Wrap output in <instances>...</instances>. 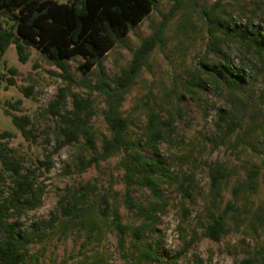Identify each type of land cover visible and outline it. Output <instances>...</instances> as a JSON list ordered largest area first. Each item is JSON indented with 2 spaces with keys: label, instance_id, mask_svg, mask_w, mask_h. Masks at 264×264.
I'll use <instances>...</instances> for the list:
<instances>
[{
  "label": "rangeland",
  "instance_id": "374dc122",
  "mask_svg": "<svg viewBox=\"0 0 264 264\" xmlns=\"http://www.w3.org/2000/svg\"><path fill=\"white\" fill-rule=\"evenodd\" d=\"M171 10L163 45L146 57L120 109L129 121L131 140L144 138L150 110L169 120L173 128L159 144L155 157L169 168L173 181H157L161 209L153 222L125 206L119 164L124 154L80 173L77 156L89 155L83 140L57 148L61 124L49 105L67 87L60 71L32 48L26 49L25 63L18 61L13 46L3 56L0 72L11 77L15 85H0V147L23 172L33 171L38 198L34 208L12 216L10 222L22 230H32L34 223L57 217L53 228L30 245L26 264H198L195 259L201 264H237L264 243V52L240 40L233 28L252 25L264 31V0H155L151 13L103 54L104 74L118 76L140 41L150 36ZM83 63L80 57L65 61L73 80L68 89L91 101L94 115L90 125L99 147L102 136L108 135L103 98L93 89L100 74L96 66L89 71L80 68ZM224 67L242 71L244 83L225 84L216 78L215 73ZM9 68L15 70L13 76L7 73ZM20 89H31L30 96ZM67 93L61 114L72 110ZM17 102L14 111L11 105ZM222 111L241 120L230 136L223 125L217 127ZM7 113L29 117L33 141L22 137ZM4 133L9 136L1 138ZM142 153L151 156L147 150ZM217 164L223 166L226 178L213 193L208 170ZM250 171L256 172L252 178L255 189L241 190L234 196L233 188L246 183ZM187 181L190 199L179 190V184ZM82 191L88 192L87 202L93 203L84 226L61 216L58 208L59 202ZM129 194L133 203L143 208L156 201L147 189L136 185L130 187ZM102 195L126 227L121 237L111 223L112 215L102 217L98 212ZM228 201L234 202L237 211L235 217L228 214L225 235L218 242L201 237L206 210L213 207L220 212ZM134 229L141 231V238L133 236ZM146 251L159 262L150 261Z\"/></svg>",
  "mask_w": 264,
  "mask_h": 264
},
{
  "label": "trees",
  "instance_id": "16d2710c",
  "mask_svg": "<svg viewBox=\"0 0 264 264\" xmlns=\"http://www.w3.org/2000/svg\"><path fill=\"white\" fill-rule=\"evenodd\" d=\"M154 4L155 0H0V62L9 47L13 46L18 61L25 63L26 49L32 48L43 54L67 82L66 89H61L56 100L49 105L52 114L59 117L61 124V142L57 148L76 143L80 138L83 140L89 155L77 156L80 173L111 157L124 154L119 164L123 171L125 206L128 210L136 209L144 220L150 222L155 220L156 213L161 209L157 181H173L169 168L155 158L159 144L167 140L173 128L169 120L162 119L158 112L150 110L144 126V138L131 140L128 137L129 121L120 109L146 57L156 46L163 45V31L174 10L163 15L162 21L156 25L151 35L140 41L129 64L120 70L118 76H106L100 59L126 37L131 27L140 24L151 13ZM233 28L240 40L247 42L257 51L264 52V38L260 35V28H254L252 25ZM73 57L84 60L80 68L89 71L96 66L100 74L93 89L103 98L102 116L108 135L102 136L99 147H96L95 135L90 125L94 115L91 101L68 89L73 80L65 61ZM7 73L13 76L16 72L9 68ZM215 76L225 84H243L246 78L242 71H230L225 67L219 69ZM2 82L10 86L15 85L11 77L6 78L0 72V85ZM66 90L71 98L72 110L61 114L60 107L65 101ZM20 91L26 97L30 96L31 89ZM18 104L19 102L11 105L14 111L17 110ZM7 115L25 140H34L32 123L28 116L9 113ZM218 120L217 127L223 125L226 136L232 135L241 126V120L229 117L226 111L218 115ZM7 136L9 135L4 133L1 138ZM143 150L149 151L151 156H145ZM255 174V171H250L248 181L235 186L233 195L241 190L252 192L255 189L252 179ZM32 175V170L23 172L19 163L0 147V264H26L25 256L30 245L36 240H41L46 230L53 228L57 219L52 216L46 222L34 223L32 230H22L10 222L12 216H20L26 208H34L38 203ZM208 177L211 192L216 193L226 178L223 166L217 164L210 167ZM133 185L147 189L156 201L148 208L135 205L129 194ZM179 190L183 196L191 198L188 181L186 184L180 183ZM87 198L88 192L82 191L77 197L72 196L70 200L59 202L61 216L70 217L75 223L86 225L87 214L93 209V203H88ZM97 209L102 217L111 214V223L119 236L125 234L126 227L120 224V216L116 209H111L106 196L100 197ZM236 211L233 201H228L220 212H216L213 207L207 209L206 222L200 226V236L218 242L226 233L228 214L231 213V216L235 217ZM132 234L136 238L142 237L139 229H134ZM145 254L150 261L159 262V259L148 251ZM195 260L201 264V261ZM237 264H264V243L254 252H247Z\"/></svg>",
  "mask_w": 264,
  "mask_h": 264
},
{
  "label": "built area",
  "instance_id": "2783aa9c",
  "mask_svg": "<svg viewBox=\"0 0 264 264\" xmlns=\"http://www.w3.org/2000/svg\"><path fill=\"white\" fill-rule=\"evenodd\" d=\"M260 35L262 38H264V31H261V29H260Z\"/></svg>",
  "mask_w": 264,
  "mask_h": 264
}]
</instances>
